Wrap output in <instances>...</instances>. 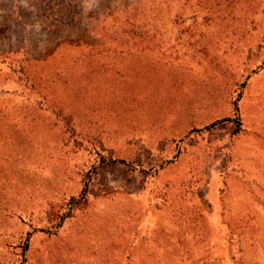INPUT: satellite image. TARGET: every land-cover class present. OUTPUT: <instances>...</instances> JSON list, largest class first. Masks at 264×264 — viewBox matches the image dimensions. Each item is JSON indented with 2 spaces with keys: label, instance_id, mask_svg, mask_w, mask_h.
<instances>
[{
  "label": "rangeland",
  "instance_id": "obj_1",
  "mask_svg": "<svg viewBox=\"0 0 264 264\" xmlns=\"http://www.w3.org/2000/svg\"><path fill=\"white\" fill-rule=\"evenodd\" d=\"M0 264H264V0H0Z\"/></svg>",
  "mask_w": 264,
  "mask_h": 264
},
{
  "label": "trees",
  "instance_id": "obj_2",
  "mask_svg": "<svg viewBox=\"0 0 264 264\" xmlns=\"http://www.w3.org/2000/svg\"><path fill=\"white\" fill-rule=\"evenodd\" d=\"M218 124V122H214V123H212L210 126H215V125H217ZM119 163H125V160L124 159H121V160H119L118 161Z\"/></svg>",
  "mask_w": 264,
  "mask_h": 264
}]
</instances>
